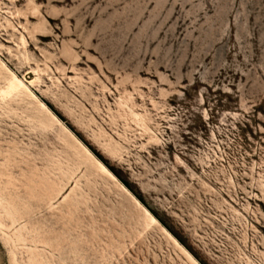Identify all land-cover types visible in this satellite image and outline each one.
Returning <instances> with one entry per match:
<instances>
[{
    "label": "rangeland",
    "instance_id": "374dc122",
    "mask_svg": "<svg viewBox=\"0 0 264 264\" xmlns=\"http://www.w3.org/2000/svg\"><path fill=\"white\" fill-rule=\"evenodd\" d=\"M0 60V174L74 172L0 264H264V0H0Z\"/></svg>",
    "mask_w": 264,
    "mask_h": 264
},
{
    "label": "bare ground",
    "instance_id": "6f19581e",
    "mask_svg": "<svg viewBox=\"0 0 264 264\" xmlns=\"http://www.w3.org/2000/svg\"><path fill=\"white\" fill-rule=\"evenodd\" d=\"M0 72L1 74H8V77L6 78V87L4 90L0 92L1 97L3 99L8 98L10 96H19V95H26L27 97L36 100V97L34 94L29 90L28 86L24 83L23 80L19 79L13 72H11L7 66L0 60ZM33 81H30L28 84H33ZM38 102V101H37ZM39 108H41L44 112L48 113V110L45 108V106L38 102ZM68 148H71V146L68 144ZM79 146V151H83L85 153L84 159L79 160V165L85 166V168H88L89 165H87L85 162L86 160L89 161L91 164V167H95L97 173H100L103 176H106L110 179H114L113 176L108 172V170L98 161L96 160L88 151H86L82 146ZM76 150L75 154H78L79 151ZM85 160V161H84ZM51 167L53 166H59L60 164L58 162H54L55 160L51 158L50 160ZM50 169V168H49ZM48 170V169H47ZM53 172L50 171L49 174L43 173L42 175L38 176L36 174V169L32 170L30 173V176L22 175V179L25 180V183L19 181L18 179H14L11 173H7L6 175L0 174V209L3 212V215H0V218H7L12 221V223H15L18 219H21L24 217V215H28L31 210V205L29 201H33L38 197L37 193H45L46 198L51 201L50 197L52 195H60V193L65 189L67 184L72 180L74 172L68 174V172H64L63 170L59 169V174L62 178H65V182L63 183L60 180V185L55 183L53 180L49 179V175ZM69 175V176H67ZM7 177V182L4 184L1 183L2 177ZM47 177V178H46ZM15 182L19 183L21 187L29 186L28 189V198L29 200L24 201L23 197L20 193V188L18 185H15ZM13 185V190H9L10 186ZM118 187L125 190L121 185H118ZM78 189V188H76ZM76 192L75 190H72V193ZM71 199V198H69ZM68 200V197L65 199ZM80 202H85V200H81ZM135 203L138 205V207L142 208L139 202L135 201ZM79 204V203H77ZM143 209V208H142ZM144 222L146 229L150 228L152 225H158V222L156 219L150 216V214L144 210ZM3 223L0 222V227H3ZM165 232V231H164ZM166 235L172 240V242L177 246L181 252L194 264H197V262L191 258V256L181 248V246L177 243L176 240H174L167 232H165ZM17 240L20 239V237H16Z\"/></svg>",
    "mask_w": 264,
    "mask_h": 264
}]
</instances>
